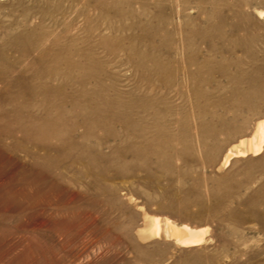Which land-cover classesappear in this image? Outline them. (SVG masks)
<instances>
[{
  "label": "rangeland",
  "instance_id": "obj_1",
  "mask_svg": "<svg viewBox=\"0 0 264 264\" xmlns=\"http://www.w3.org/2000/svg\"><path fill=\"white\" fill-rule=\"evenodd\" d=\"M258 10L264 0H0V122L38 155L16 151L27 167L0 194V264H264V143L222 164L264 120ZM96 108L116 118L96 124ZM45 122L50 156L16 128ZM155 219L202 239L151 234Z\"/></svg>",
  "mask_w": 264,
  "mask_h": 264
},
{
  "label": "bare ground",
  "instance_id": "obj_2",
  "mask_svg": "<svg viewBox=\"0 0 264 264\" xmlns=\"http://www.w3.org/2000/svg\"><path fill=\"white\" fill-rule=\"evenodd\" d=\"M264 12H263V10H261V11H259L258 10V13H257V15H259V16H261L262 14H263ZM264 16V15H263ZM262 17V16H261ZM46 53V52H45ZM2 70V72L1 73H3V74H5L4 72H6L7 73V71L5 70V69H1ZM0 70V71H1ZM3 70H4V72H3ZM0 73V74H1ZM0 76H2L3 77V75H0ZM5 77H6V75H5ZM4 78V77H3ZM1 79V78H0ZM1 81V80H0ZM15 81H16V79H15ZM15 81H13V82H15ZM17 81H19V80H17ZM16 81V82H17ZM2 82V81H1ZM11 82V81H10ZM12 82V83H13ZM16 82H15V84H16ZM18 83V82H17ZM24 83V82H23ZM7 85V84H6ZM14 85V84H13ZM30 88V87H29ZM28 88V89H29ZM6 90L7 89H5V91L4 92H1V93H4L5 94V92H6ZM3 91V90H2ZM13 92V91H12ZM28 92V91H27ZM7 93V92H6ZM17 94V93H16ZM8 95V94H7ZM2 97H3V95H1ZM0 96V97H1ZM5 96V95H4ZM20 97V96H19ZM6 98H7V96L5 97V99L4 100H6ZM9 99H10V97H9ZM2 101V100H1ZM107 111L105 110H102V109H99V108H96V109H93L92 110V112L91 113H95L94 114V116L93 117H90L91 118V120L92 121H95V123L97 124V123H100L101 121H103V120H105V119H115L116 117L115 116H113L111 113H106ZM44 113V112H43ZM23 115H28V116H32L33 114H31L30 113V111H24L23 113L21 112L20 113V115H14V117H15V120L16 119H21V117L23 116ZM6 117L7 116V113H4V112H1L0 111V117ZM132 119H134L133 118V116L130 114V119H129V122L130 121H132ZM19 120H18V122H19ZM22 120V119H21ZM42 121H45V120H42ZM16 122H17V120H16ZM80 123V122H79ZM47 122H45V123H43V124H41V125H39V126H34V125H31V124H28V125H23L22 123H20V125H17V127L16 128H18V129H21L22 131H23V140L22 141H26V142H28L27 140H29L30 141V143L32 142L33 143V145L36 147V148H43L44 149V154H45V156H47V155H51L52 153H51V149H54L55 151H59L60 149H59V147H55V146H53V145H51V144H47V143H41V142H39L38 141V139L39 138H41V137H47L48 136V134H49V130H50V127L51 126H49V127H47ZM25 131V132H24ZM88 129H86L84 132L82 131L81 132V134L82 135H85V132L86 133H88ZM14 128L13 127H11V125L8 123V122H0V194H2V197H3V193H2V190H3V188H4V186L5 185H7V184H9V183H11L12 181H14V180H16V179H18V177L20 176V174L22 173L21 172V166H24L25 168L27 167V166H25V163H23V161L22 162H20L19 160H20V158L17 156V154H18V152H17V154H16V151L19 149V151H20V149L22 150V148L23 147H21L20 145H21V143H18L20 140H18L19 138L18 137H16L15 136V134H14ZM76 133V132H75ZM129 134H130V136H131V141L133 142V143H131V144H133L134 145V142H135V136H136V130H135V127L134 126H131V127H129ZM17 135H19L18 133H17ZM77 135V134H76ZM11 137L12 139H11V143H6V142H4V139H5V137ZM93 136V135H92ZM7 137V138H8ZM21 138V137H20ZM108 138V137H107ZM8 139H10V138H8ZM52 140H54V139H52ZM78 140H79V138H78ZM22 142L23 144H25L26 142ZM92 141H93V139H92ZM58 142V141H57ZM263 143H264V120H261V121H258L257 122V124L255 125V128H254V131L252 132V134L248 137V138H245V139H240L239 140V142H238V144L234 147V148H230V149H228L227 150V152L224 154V157H223V161H222V164H226L227 165V162H228V159L231 157V156H233V155H243V156H245V154H246V152H250V153H252L253 155L256 153H260V151L259 150H261V147H262V145H263ZM32 145V146H33ZM26 146V145H25ZM81 146H82V144H81ZM19 147H21V148H19ZM26 148V147H25ZM40 148H39V150H40ZM98 148V147H97ZM26 149H24V150H22V151H25ZM13 151V152H12ZM42 152V151H41ZM25 154H28V155H31L32 157H36V152L35 151H31L30 149H29V147H28V149L24 152ZM39 154V153H38ZM43 154V155H44ZM57 154V153H56ZM70 154V153H69ZM27 155V156H28ZM41 156H42V154H40ZM49 155V156H50ZM55 155V154H54ZM247 155V154H246ZM25 156V155H24ZM38 156V155H37ZM78 156V155H77ZM29 157V156H28ZM31 157V158H32ZM65 157H67V156H65ZM31 158H29V159H31ZM69 158H71V157H69ZM43 159V158H42ZM231 159V158H230ZM229 159V160H230ZM33 160L34 159H32V164H33ZM52 160V159H51ZM69 160V159H68ZM100 160V159H99ZM41 161H43V160H41ZM40 161V162H41ZM47 161V160H46ZM54 161V160H53ZM58 161V160H57ZM111 161V160H110ZM36 162H38V160H36ZM39 162V163H40ZM45 162V161H44ZM65 162V161H64ZM28 163V162H27ZM34 163H35V160H34ZM43 163V162H42ZM46 163V162H45ZM18 164L20 165L19 167H18ZM30 164V163H29ZM41 164V163H40ZM61 164V163H60ZM28 165V164H27ZM31 165V164H30ZM29 165V166H30ZM44 165V164H43ZM42 165V166H43ZM49 165V164H48ZM58 165V164H57ZM61 165H63V164H61ZM101 165V164H100ZM17 166V167H16ZM39 165H31V167H38ZM42 166H41V168H39L38 167V170L39 169H42ZM46 166H47V163H46ZM52 166V165H51ZM60 166V165H59ZM58 166V167H59ZM77 166V165H76ZM54 167H57V166H54ZM47 168H48V166H47ZM46 168V169H47ZM52 168V167H51ZM68 168V167H67ZM30 169V168H29ZM33 169V168H32ZM32 169H30V170H32ZM45 169V170H46ZM51 170H53V168L51 169ZM50 170V171H51ZM26 172H28L27 170H25ZM34 171H35V169H34ZM39 171H41V170H39ZM43 171V170H42ZM49 171V172H50ZM48 172V173H49ZM47 173V172H46ZM24 174H25V172H24ZM37 174H38V171H37ZM22 175H23V173H22ZM27 175V174H26ZM39 176L40 175H42V173H40V174H38ZM44 175H45V172H44ZM50 174H48L47 176H49ZM32 177H33V175H31ZM23 177V176H22ZM25 177V176H24ZM46 177V176H45ZM50 177V176H49ZM35 179H36V181H37V177H34ZM50 178H53V179H51V181H53L54 180V182H55V178L52 176V177H50ZM87 178V177H86ZM21 179V178H20ZM19 179V180H20ZM29 179H30V177H29ZM48 179V178H47ZM23 180H25V178L24 179H22V180H20V181H23ZM32 181H33V178L31 179ZM99 180V179H98ZM18 181V180H17ZM29 181V180H28ZM35 181V180H34ZM33 181V182H34ZM36 181H35V184H37L36 183ZM45 181L46 182H48V181H50L49 179L48 180H46L45 179ZM50 181V182H51ZM30 182V181H29ZM42 182H44V180H42ZM41 182V183H42ZM45 183V182H44ZM53 183V182H52ZM50 184V185H54L55 183H57V181L54 183V184ZM59 183V182H58ZM57 183V184H58ZM19 184V183H18ZM17 184V185H18ZM27 184V183H26ZM28 184H30V183H28ZM33 184V183H32ZM30 185V186H34V185ZM39 184V183H38ZM37 184V185H38ZM46 184V183H45ZM48 184V183H47ZM46 184V185H47ZM63 184V183H62ZM92 184V183H91ZM99 184V183H98ZM16 185V184H15ZM24 185H25V183H24ZM23 185V186H24ZM37 185H35V186H37ZM20 186H22V185H20ZM22 186V187H23ZM29 186V185H28ZM39 186V185H38ZM44 186V185H43ZM59 186H60V184H59ZM88 186V185H87ZM91 186V185H90ZM93 186V185H92ZM91 186V187H92ZM99 186V185H98ZM19 187V186H18ZM25 187H27L26 185H25ZM53 187V186H52ZM56 187H57V185H56ZM55 187V188H56ZM10 188H11V186H10ZM28 188V187H27ZM34 188V187H33ZM37 188V187H36ZM49 188H51V186L49 187ZM22 189V188H21ZM32 189V188H31ZM97 189H99V188H97ZM6 190V189H5ZM7 190H8V188H7ZM10 190V189H9ZM19 190V189H18ZM29 190V189H28ZM42 190V189H41ZM43 190H44V188H43ZM49 190V189H48ZM95 190V189H94ZM32 191H33V189H32ZM32 191H31V193H32ZM50 191H52L51 189H50ZM58 191V190H57ZM96 191V190H95ZM10 192V191H9ZM8 192V193H9ZM26 192V191H25ZM98 192V191H97ZM102 192V191H101ZM8 193L6 194V195H8ZM39 193V192H38ZM44 193H46V192H44L43 191V194ZM51 193V192H50ZM100 193V192H99ZM98 193V194H99ZM104 193V192H103ZM22 194V193H21ZM40 194V193H39ZM52 194V193H51ZM92 194V193H91ZM90 194V195H91ZM11 195V194H10ZM33 195V194H32ZM55 195V194H54ZM86 195H89V194H86ZM93 195H94V192H93ZM13 196V195H12ZM12 196H10V197H12ZM19 196V195H18ZM50 197H51V195H49ZM98 196V195H97ZM8 197V196H7ZM27 197V196H26ZM31 197V196H30ZM34 197V196H33ZM52 197H54L53 195H52ZM60 197H61V195H60ZM91 198H89V199H92V200H94L93 198H92V196H90ZM22 198V197H21ZM20 198V199H21ZM25 198V197H24ZM23 198V199H24ZM32 198V197H31ZM37 198V197H36ZM44 198V197H43ZM42 198V196L40 197V201L43 199ZM56 198V197H55ZM73 198V197H72ZM95 198V197H94ZM7 199V198H6ZM28 199V198H27ZM27 199H25V200H27ZM39 199V198H38ZM48 199H50V198H48ZM63 199V198H62ZM89 199L87 200L88 202H89ZM34 201V200H33ZM38 201V200H37ZM44 201H46V199L44 200ZM44 201H42V202H44ZM50 201L52 202V200L50 199ZM58 201H60V200H58ZM95 201H97V200H94V202ZM98 201H101L100 199H98ZM55 202H56V200H55ZM62 202V201H61ZM74 202V201H73ZM87 202V203H88ZM91 202V201H90ZM90 202H89V204H90ZM94 202H92V203H94ZM2 203V202H1ZM28 203V202H27ZM32 203V202H31ZM46 203H47V201H46ZM75 203V202H74ZM96 203V202H95ZM94 203V204H95ZM100 203V202H99ZM108 203V202H107ZM111 203V202H110ZM5 204V203H4ZM34 204V203H33ZM36 204V203H35ZM77 204V203H76ZM85 204V203H84ZM94 204H92V205H94ZM96 204H98V202L96 203ZM0 205H2V204H0ZM6 205V204H5ZM4 205V206H5ZM25 205V204H24ZM51 205H53V204H51ZM57 205H59V204H57ZM73 205H75V204H73ZM73 205H71V206H73ZM78 205H80V203L78 204ZM81 205H83V203H81ZM86 205H88V204H85L84 206L86 207ZM3 206V207H4ZM44 206V205H43ZM68 206V205H67ZM77 206V205H76ZM76 206H74V207H76ZM83 206V207H84ZM90 206H91V204H90ZM89 206V207H90ZM70 207V206H69ZM80 206H78L77 207V209L79 208ZM37 208V207H36ZM57 208H59V207H57ZM66 208V207H65ZM72 208V207H71ZM35 209V208H34ZM50 209H51V207H50ZM55 209H56V207H55ZM67 209V208H66ZM70 209V208H69ZM76 209V208H75ZM83 209V208H82ZM85 209V208H84ZM41 210V209H40ZM47 210H49V209H47ZM62 210H64V208L62 209ZM71 210V209H70ZM73 210V209H72ZM81 210V209H80ZM85 210H87V209H85ZM89 210V209H88ZM5 211V210H4ZM21 211V210H20ZM19 211V212H20ZM23 211V210H22ZM21 211V212H22ZM29 211V210H28ZM31 211V210H30ZM41 211H43V209L41 210ZM55 211V210H54ZM59 212L61 211V208H60V210H58ZM57 211V212H58ZM65 211V210H64ZM63 211V212H64ZM68 211V210H67ZM74 211H76V210H74ZM78 211V210H77ZM77 211H76V213H77ZM84 211V210H83ZM25 211H23V213H24ZM27 212V211H26ZM25 212V213H26ZM69 212V211H68ZM79 212L80 211H78V214H79ZM82 212V211H81ZM90 212V211H89ZM24 213V214H25ZM39 213V212H38ZM51 213V212H50ZM0 214H1V211H0ZM18 214V213H17ZM23 214V215H24ZM45 214V213H44ZM64 214H65V212H64ZM68 214V216H69V214L70 213H67ZM66 214V215H67ZM71 214H73V213H71ZM70 214V216H72ZM84 214V213H83ZM82 214V215H83ZM89 214V213H88ZM22 215V214H21ZM60 215H61V212H60V214H59V217H60ZM63 215V214H62ZM61 215V216H62ZM75 216H77L76 214H74ZM73 215V216H74ZM5 216V215H4ZM67 216V217H68ZM69 216V217H70ZM74 216V217H75ZM80 216H81V213H80ZM91 216V215H90ZM89 215L88 216H85V217H90ZM2 217V216H1ZM0 217V218H1ZM53 217H54V215H53ZM83 218H84V216H82ZM71 218V217H70ZM69 218V219H70ZM76 219V218H75ZM3 220V219H2ZM71 220V219H70ZM79 220V219H78ZM85 220V219H84ZM48 221V220H47ZM7 221H6V219H5V222L4 223H6ZM69 222V221H68ZM51 223V222H50ZM82 223H83V221H82ZM81 225V224H80ZM2 226L3 225H0V227L2 228ZM6 226H7V224H6ZM54 228H55V226H53ZM56 227H57V225H56ZM64 227H68V226H64ZM77 227V226H76ZM78 227H79V225H78ZM4 228H5V225H4V227H3V230H4ZM63 228V227H62ZM72 228V227H71ZM55 229H57V228H55ZM61 229V228H60ZM64 229V228H63ZM63 229H62V232H63ZM70 229V228H69ZM74 229V228H73ZM72 229V230H73ZM108 229V228H107ZM111 229V228H110ZM2 230V231H3ZM7 230V229H6ZM5 230V231H6ZM57 230H59V229H57ZM148 230H149V232L152 234H155V235H158V234H164V235H166V236H172L173 238H174V240L176 241V242H178V243H180V245H183V246H185V245H194L195 243H200V240L202 239V235H203V231L202 230H195V229H191V228H189L188 226H185V225H181V226H177V225H174V224H171L170 223V221L169 220H165L164 222H163V225L161 226V224H160V221L158 220V219H155V220H153V222L150 224V226L148 227ZM1 231V232H2ZM65 231V230H64ZM70 231H71V229H70ZM111 231H112V229H111ZM8 232V231H7ZM107 232V231H106ZM6 233V232H5ZM9 233V232H8ZM150 234V235H151ZM115 235V234H114ZM118 236H120V235H118ZM196 245V244H195Z\"/></svg>",
  "mask_w": 264,
  "mask_h": 264
}]
</instances>
